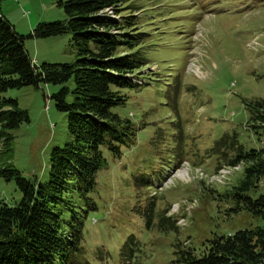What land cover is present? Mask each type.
I'll list each match as a JSON object with an SVG mask.
<instances>
[{
    "label": "rangeland",
    "instance_id": "1",
    "mask_svg": "<svg viewBox=\"0 0 264 264\" xmlns=\"http://www.w3.org/2000/svg\"><path fill=\"white\" fill-rule=\"evenodd\" d=\"M58 1L0 0V10L27 36L38 22L64 20ZM121 3L134 10L138 30L147 34L138 47L147 62L138 73L146 82L119 89L125 103L113 110L131 120L135 141L119 157L101 147L105 164L86 195L93 207L82 218L83 249L75 264H177V246L201 254L214 236L264 223L250 212L228 214L229 202L221 196L242 176L244 163L231 168L225 182L230 169L209 177L211 183L179 177L183 166L208 174L228 165L210 150L228 135L245 150L264 146V127H252L257 122L247 106L264 100V0ZM70 37H25L24 45L36 65L72 63L77 56ZM66 85L73 87L71 78ZM60 87L40 82L0 93L16 99L29 116L10 131L9 149L0 145V165L8 162L32 181L48 179L51 149L73 140L67 114L51 98ZM175 168H181L178 176ZM171 171L173 185L157 190L154 184ZM68 195L79 204L76 192ZM20 198L14 180L0 177V201Z\"/></svg>",
    "mask_w": 264,
    "mask_h": 264
},
{
    "label": "trees",
    "instance_id": "2",
    "mask_svg": "<svg viewBox=\"0 0 264 264\" xmlns=\"http://www.w3.org/2000/svg\"><path fill=\"white\" fill-rule=\"evenodd\" d=\"M57 5L64 20L38 22L27 36L17 33L0 10V93L40 82L60 84L51 98L55 108L67 114L73 138L51 149L45 182L25 178L8 162L0 165V177L14 180L21 194L15 204L0 201V264H75L83 249L82 218L93 207L86 195L94 190L95 175L105 164L101 147L119 157L122 147L135 141L131 120L113 110L125 103L121 87L146 82L138 73L147 63L138 47L147 34L138 30L134 10L121 0H59ZM63 33H70L77 59L36 65L25 37ZM70 78L72 88L66 85ZM247 106L252 120L264 127V100ZM28 121L27 110L16 99L0 95V145L9 149L10 131ZM210 150L224 156L227 166L244 163L242 176L221 194L229 202L227 213L246 211L264 221V146L245 150L235 135L232 140L228 135L224 144L215 142ZM69 192L77 193L78 205L74 196H66ZM174 253L177 264H261L264 223L214 236L201 254L181 246Z\"/></svg>",
    "mask_w": 264,
    "mask_h": 264
},
{
    "label": "bare ground",
    "instance_id": "3",
    "mask_svg": "<svg viewBox=\"0 0 264 264\" xmlns=\"http://www.w3.org/2000/svg\"><path fill=\"white\" fill-rule=\"evenodd\" d=\"M136 82L138 83V85L142 84L140 80H137ZM241 164H243V163L239 162V163H237L235 165H231V166H227V165L221 166L216 171L208 173V174L206 172H204L203 170H201L200 168L189 169L188 166H183L184 167L183 169L185 170V174L184 173H180L179 177H184L186 180H188V179L191 180L192 178H199V179L203 178V179H206L208 183H211V182H214V181H209V177L217 175L218 173H220L221 170L230 169V172L227 174L226 178L223 179L224 182H225V180L228 178V176H230L232 174L231 173V170H232L231 168H233L235 166H239V168H240ZM179 170H181V168L180 169L179 168L173 169V171H176V175L177 176H178L177 172ZM173 171H171L168 176H166L160 182H158V184L156 183L157 185L155 184V188L157 190L158 189L165 190V189H167V188H169V187H171L173 185L174 181L176 180L175 177H173L174 176ZM165 186H167V187H165Z\"/></svg>",
    "mask_w": 264,
    "mask_h": 264
},
{
    "label": "water",
    "instance_id": "4",
    "mask_svg": "<svg viewBox=\"0 0 264 264\" xmlns=\"http://www.w3.org/2000/svg\"><path fill=\"white\" fill-rule=\"evenodd\" d=\"M261 264H264V262H263V263H261Z\"/></svg>",
    "mask_w": 264,
    "mask_h": 264
}]
</instances>
